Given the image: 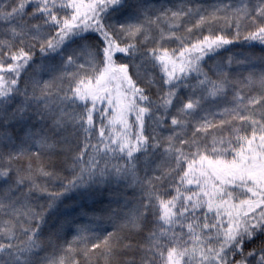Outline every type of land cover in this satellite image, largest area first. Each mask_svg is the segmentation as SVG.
<instances>
[{
    "label": "snow or ice",
    "instance_id": "obj_1",
    "mask_svg": "<svg viewBox=\"0 0 264 264\" xmlns=\"http://www.w3.org/2000/svg\"><path fill=\"white\" fill-rule=\"evenodd\" d=\"M0 264H264V0H0Z\"/></svg>",
    "mask_w": 264,
    "mask_h": 264
}]
</instances>
